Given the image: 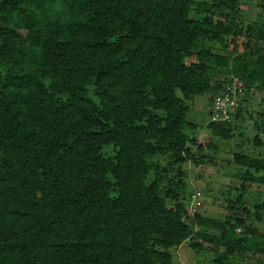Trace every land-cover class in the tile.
<instances>
[{"label": "trees", "instance_id": "16d2710c", "mask_svg": "<svg viewBox=\"0 0 264 264\" xmlns=\"http://www.w3.org/2000/svg\"><path fill=\"white\" fill-rule=\"evenodd\" d=\"M240 3L0 0V264H171L186 241L224 248L221 264L264 257V233L193 214L181 181L188 102L209 95L206 129L229 140L264 94V23L243 25ZM234 82L240 108L211 122ZM233 160L242 205L264 156Z\"/></svg>", "mask_w": 264, "mask_h": 264}, {"label": "rangeland", "instance_id": "374dc122", "mask_svg": "<svg viewBox=\"0 0 264 264\" xmlns=\"http://www.w3.org/2000/svg\"><path fill=\"white\" fill-rule=\"evenodd\" d=\"M239 13L245 26L254 22L264 23V0H241ZM213 49L221 53H231L234 46L226 42L225 45L217 44ZM195 61V58L187 60L188 63ZM210 98L206 95L188 102L187 120L196 124L197 130L188 132L189 139L194 143L189 149L187 162L181 169L183 173L181 181L186 185V191L183 192V197L186 198L185 204L191 211L193 193L201 192L202 207L196 212L198 215L220 220L236 216L244 219L248 226L263 234L264 187L256 186L244 195L243 204H238L241 181L237 174L240 168L235 164L233 156L239 152L252 157L264 156V144L255 145L257 137L264 143V130L255 127V123L262 124L264 94L255 91L251 95L244 109L245 122L241 123L236 135L229 140L214 137L206 129L210 120ZM112 155H114L112 152H107V156ZM167 163L168 158L164 157L162 165L165 167ZM245 209L248 210V214L244 212ZM192 244L193 241H186L174 248L171 264H221L219 259L224 253V248L206 245L203 250H196ZM223 263L264 264V257L247 255L242 258H230Z\"/></svg>", "mask_w": 264, "mask_h": 264}, {"label": "built area", "instance_id": "2783aa9c", "mask_svg": "<svg viewBox=\"0 0 264 264\" xmlns=\"http://www.w3.org/2000/svg\"><path fill=\"white\" fill-rule=\"evenodd\" d=\"M227 90H231L233 93L234 98L231 99L229 95H226L224 97H217L215 100L213 113L211 117V122H227L230 120V117L225 112L226 107H235L240 108L241 101L244 97V92L242 86H237L236 82L228 86ZM202 194L201 192H195L192 197V206L191 211L196 212L197 207H200L202 205Z\"/></svg>", "mask_w": 264, "mask_h": 264}]
</instances>
